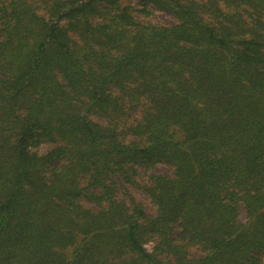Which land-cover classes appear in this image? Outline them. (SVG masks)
Instances as JSON below:
<instances>
[{"label": "trees", "instance_id": "16d2710c", "mask_svg": "<svg viewBox=\"0 0 264 264\" xmlns=\"http://www.w3.org/2000/svg\"><path fill=\"white\" fill-rule=\"evenodd\" d=\"M263 255L264 0H0V264Z\"/></svg>", "mask_w": 264, "mask_h": 264}, {"label": "rangeland", "instance_id": "374dc122", "mask_svg": "<svg viewBox=\"0 0 264 264\" xmlns=\"http://www.w3.org/2000/svg\"><path fill=\"white\" fill-rule=\"evenodd\" d=\"M129 1L130 0H126V2H129ZM131 2L135 3V0H131ZM133 15L140 20L150 21L153 23H171L174 21V18L172 17L171 14H169L166 11H161V10L153 11L147 17L141 14H138L136 12H134ZM153 171L158 172V173H166V174L170 173V170L164 165H157L156 167L153 168ZM137 172H138V175L135 178V183H134L136 185H124V186L119 185V190L122 191L125 188L128 194L132 197V199L135 202L141 203L144 207V210H146L148 213H153L154 210L151 204L149 203L147 196L137 186L138 184L145 183V180H147L146 176L151 174L152 171L149 169L142 168L141 166H138ZM121 196L122 195L119 194V197ZM244 218H245L244 211L241 210L238 214V219L243 221ZM191 253L195 256L201 255V252L195 248L191 250ZM260 264H264V255L262 256Z\"/></svg>", "mask_w": 264, "mask_h": 264}]
</instances>
